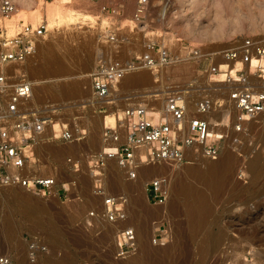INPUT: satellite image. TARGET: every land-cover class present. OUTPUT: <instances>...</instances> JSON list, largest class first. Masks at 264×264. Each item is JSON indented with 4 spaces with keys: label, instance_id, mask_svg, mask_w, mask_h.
Masks as SVG:
<instances>
[{
    "label": "rangeland",
    "instance_id": "1",
    "mask_svg": "<svg viewBox=\"0 0 264 264\" xmlns=\"http://www.w3.org/2000/svg\"><path fill=\"white\" fill-rule=\"evenodd\" d=\"M33 1L35 8L28 11V15L39 12L42 20L33 21L30 17L24 22L16 16L12 21L32 24L46 21L49 26L48 35L38 48L41 47V53L37 50L36 56L24 67L34 84L39 81L31 106L54 119V123L57 120V123H70L74 131L88 130L87 126L94 128L98 116L96 111L106 106L114 115L122 113L131 103L163 108L166 96L182 93L191 96L189 108L193 110L199 97L205 96L208 90L219 91L218 95L211 92L213 96L228 95L225 86L215 87L217 83L209 81L199 70L201 62L210 67L211 60L205 58L177 64L158 75L150 71L141 72L145 73L146 79L137 83L138 79L123 81L111 95L114 105H105L94 97L91 74L102 60L115 57L117 51L121 50L130 58L143 53L151 42H158L179 54L189 48L208 56L233 48L247 38L264 40V0H254L256 5L250 0H150L142 24L134 22L139 0L119 1L118 6L123 12L118 18L103 13L105 2L101 0ZM17 4L19 11L21 6ZM51 12L59 15L55 30H51ZM111 24H118L120 29L119 38L124 40L120 47L106 40ZM54 61L62 62L63 71L51 70ZM32 68L38 69L36 74L29 73ZM175 79L176 83H171ZM73 83H82L86 87L85 94L70 98L62 96L61 86ZM155 90H160L162 97L148 99L147 95H152ZM91 100H95L96 106L89 105ZM247 130L237 153L230 150V154L234 155L235 169L225 189L217 196L214 213L204 230L194 237L185 228L184 215L169 217L167 204L149 203L146 185L160 176H167L172 182L171 172L204 166L213 161L199 159L183 166L174 163L151 165L170 171L168 175L143 177L140 186H137L133 208L130 197L124 191H114L111 187L115 174L129 183L140 180L138 171L137 179H130L115 161L107 164L103 170L106 192L126 199L127 218L131 226L136 228L132 219L142 221L148 211L159 215L148 219V246L158 250L173 240L177 242L178 251L174 256L166 262L152 264H264V114L254 119ZM102 132L88 130L87 136L80 141L42 142L43 145L37 147L26 176L35 177L39 173L48 177L54 174L58 176V185L56 190L45 196L33 194L22 187L2 190L0 240L4 242L5 239V242L0 244V256L9 257L14 264H52V261L55 264H130L134 253L121 258L116 247L118 234L127 226L120 222L110 223L103 218V200L94 192L96 178L88 158L99 149H104ZM257 156L258 159H251ZM222 157H226V152ZM69 158L79 165L78 172H74L73 166L68 163ZM257 167L262 169V173L256 172ZM65 185H68V191H65ZM92 212L95 216H91ZM162 220L168 223L169 237L161 245H155L153 239ZM6 224H10L11 235L3 239L2 227ZM104 225L110 227L112 237L105 235ZM33 246L36 248L33 251L34 260L31 257Z\"/></svg>",
    "mask_w": 264,
    "mask_h": 264
},
{
    "label": "built area",
    "instance_id": "2",
    "mask_svg": "<svg viewBox=\"0 0 264 264\" xmlns=\"http://www.w3.org/2000/svg\"><path fill=\"white\" fill-rule=\"evenodd\" d=\"M103 13L118 18L121 0H101ZM150 0H139L134 22L144 23ZM18 14L15 0H0V188L22 187L36 195H49L58 185V176H26L37 147L48 142L72 143L87 136L86 131H74L70 125L56 123L40 111L29 107L34 83L23 71L34 58L39 45L48 35V23H12ZM106 34L109 44L120 47L118 24L109 25ZM120 50V49H119ZM102 60L91 74L93 93L97 101L105 103L112 92L128 75L139 71L159 74L177 64L210 59L211 65L202 73L228 90L227 96H213L218 90H208L190 110L189 99L182 93L166 96L163 108L129 107L117 113L116 126L105 127L103 141L107 147L88 158L96 178L95 195L103 200L102 216L110 223L125 221L128 217L126 199L110 195L103 184V170L111 161L137 179L140 163L149 165L193 164L199 159L217 161L229 148L237 153L243 145L250 122L264 114V40L247 38L233 48L205 56L197 49L176 53L169 46L151 42L146 50L130 58L119 56ZM220 61H217V60ZM221 92V90H220ZM218 95V94H217ZM102 113L106 112L104 109ZM49 136L47 137V134ZM74 172L79 165L69 158ZM65 185V191H68ZM150 204L166 205L170 197V179L160 176L146 185ZM95 216V212L91 213ZM169 237L168 223H159L153 239L161 245ZM137 234L133 227L123 229L117 238V254L123 258L138 251ZM35 246L32 259H36ZM0 264H14L7 256H0Z\"/></svg>",
    "mask_w": 264,
    "mask_h": 264
},
{
    "label": "bare ground",
    "instance_id": "3",
    "mask_svg": "<svg viewBox=\"0 0 264 264\" xmlns=\"http://www.w3.org/2000/svg\"><path fill=\"white\" fill-rule=\"evenodd\" d=\"M15 1L20 4L19 6H21V9L18 11V14H17V18L19 20L26 22L27 20H29L30 17H31L30 19H32L33 21L42 20V17L39 16L40 15L39 12H34L32 15H30L29 13L28 15V11H32L33 8H35L34 7L35 3L33 0H15ZM250 2L252 4L255 3L256 5V2L254 0H250ZM51 8L52 6L49 8V10ZM233 10H234V7H233ZM57 17H59V15H57L56 13L54 12L50 13L51 30H55L56 28H58ZM38 51L39 52L41 51V47L40 49H38ZM56 61H54L51 64L50 66L52 68L51 70L53 72L63 71V65L61 64L62 62L58 63ZM26 70L23 69V71L27 73ZM29 70H31L29 71L30 74H33V73L36 74L38 69L32 68ZM142 79L143 80L146 79L145 73H139V74L137 73L133 75L132 74L128 75L125 80H130V82L136 80L135 82L137 83V82H140ZM37 84H39V81H35L34 92H33L31 101H35V92H36ZM223 86L225 85L221 83H217L215 87H223ZM60 91L62 92V96L70 98L74 95L81 96L85 94L86 87L82 83L81 84L73 83V84L61 86ZM159 92L160 90H155L152 92L153 93L152 95L148 94L147 98L152 99L153 97H162L161 96L162 92L160 94ZM31 101H30V105H32ZM89 103H90L89 105H93V107L96 106L95 100H91ZM104 104L112 105L111 99L106 101ZM55 112H58V110ZM116 115H117L116 113L114 115L110 111L108 112L106 111L102 114L100 113L98 116L100 117L99 122L101 123L102 127L104 128L107 126V127L114 128L116 126V120H117ZM59 120L61 121V119ZM57 121H56V127H55L56 129H58V124H59L57 123ZM251 122H253V120ZM106 147L107 145L104 143L103 148L105 149ZM51 150L52 149H50V151ZM228 153L229 155H227ZM232 155L233 154H230V149L228 148L226 150V157H221L219 160L215 162L214 161L210 163L208 162L207 164L205 163L206 165L203 164L204 166H200V167H189L186 169H179V170L177 169L174 173L171 172L170 178L172 182L170 181V197L167 203V212H168L167 215L169 217L173 215H184L186 219L185 228L187 232L190 234V236L194 237L195 235L203 231L204 228L207 226L210 217L213 215L215 206H216L217 196L223 189H225L233 173L235 161L233 160L234 157H232ZM258 157L259 156L251 158V159L255 160L256 158L258 159ZM164 168L156 169L149 164L140 163L138 167L136 168V172L138 171L140 180H137V181L132 180L129 183H127V182L122 181V178L119 177V175L116 176L117 174H115V177H113L111 190L119 191V192L124 191V193L130 197L129 199H131L130 200L131 206L133 208L135 207V193L137 190V186H140L141 179L146 176L149 177V176H158V175H168L170 170L166 171L167 168L165 169ZM256 172L262 173V169H259L257 167ZM34 176L44 177L43 175H40V174H36ZM2 190H4V188H0V195H2L1 194ZM158 216L159 215L156 212L148 211L145 217H143L142 221H140V219L138 218L132 219L135 222L136 228L135 226H131V223L129 222L130 220H128V218L125 221L120 222L123 225H126L127 226L126 228L133 227L137 234L139 248H138V251L134 253L132 259L130 260V264H152V263H158V262H166L168 259H170L172 256H174L177 253L178 246L175 240L171 241L167 246L163 247L162 249H158V250L152 249L150 248V246H148L146 242V236H147L148 229H149L148 219L158 217ZM9 225L6 224L4 226L5 228L2 227L3 228L2 235L4 236L3 239L10 238L11 234H10ZM103 230L107 237H112V231L109 226L104 225ZM4 242H5V239H4ZM4 242L0 240V244ZM51 263L55 264V261H52Z\"/></svg>",
    "mask_w": 264,
    "mask_h": 264
},
{
    "label": "crops",
    "instance_id": "4",
    "mask_svg": "<svg viewBox=\"0 0 264 264\" xmlns=\"http://www.w3.org/2000/svg\"><path fill=\"white\" fill-rule=\"evenodd\" d=\"M119 56H121V57H123V58H127L128 56H126V54H124L123 52H121V50H120V54H119ZM200 61V60H199ZM193 62V61H192ZM203 62H205V61H203ZM196 63V62H195ZM206 68H207V66H206V64H204V63H200L199 64V70L200 71H204V70H206ZM164 70H166V69H164ZM164 70H162V71H164ZM162 71L160 72V73H162ZM141 72H144V71H139V72H136V73H141ZM136 73H133V74H136ZM152 73V72H151ZM153 75H154V73H152ZM203 74V73H202ZM159 81V80H158ZM172 82L171 83H173V84H175L176 83V79L175 80H171ZM156 83H158V82H156ZM120 85H122V83L120 84ZM119 85V86H120ZM137 87L138 86H141V85H136ZM92 87H93V84H92ZM113 93V92H112ZM94 94V93H93ZM112 95V94H111ZM110 99H112V96H110ZM112 102V101H111ZM112 103H114V102H112ZM114 104H112L111 106H113ZM134 106H142V105H140V104H137V103H131V104H129L124 110H126L127 108H129V107H134ZM29 107L32 109V110H35V111H40V110H37L36 108H34L33 106H31L30 104H29ZM106 110V111H108L109 110V108H108V106H106V107H104V108H102L101 110H98V111H96V114L97 115H99L100 113L102 114V112L101 111H103V110ZM116 113H118V112H116ZM54 120V119H53ZM64 121V120H63ZM100 121V117L99 116H97V118H95V123H94V128H91V127H89V126H87L88 127V130L89 131H91V132H96L97 130H100V132H104V129L102 128V126H101V123L99 122ZM66 124H68V125H70V127H71V129H72V125L70 124V123H68V122H66V121H64ZM88 130H84L83 129V131H86L87 133H88ZM102 132V133H103ZM49 136V133L47 134V137ZM44 142H48L47 141V138L46 139H44L43 140V143ZM102 143L104 142L103 141V135H102V141H101ZM50 143H60V142H50ZM42 144V143H41ZM100 148H101V146H100ZM101 150L102 149H99L95 154H97V153H99V152H101ZM94 154V155H95ZM73 159V158H72ZM39 174V173H38Z\"/></svg>",
    "mask_w": 264,
    "mask_h": 264
}]
</instances>
